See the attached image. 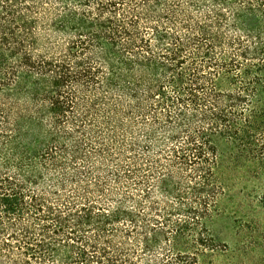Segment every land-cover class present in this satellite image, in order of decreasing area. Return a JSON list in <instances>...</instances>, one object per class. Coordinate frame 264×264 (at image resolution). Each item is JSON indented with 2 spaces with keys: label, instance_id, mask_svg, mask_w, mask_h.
Masks as SVG:
<instances>
[{
  "label": "trees",
  "instance_id": "obj_1",
  "mask_svg": "<svg viewBox=\"0 0 264 264\" xmlns=\"http://www.w3.org/2000/svg\"><path fill=\"white\" fill-rule=\"evenodd\" d=\"M223 146L264 163V0H0V264H196Z\"/></svg>",
  "mask_w": 264,
  "mask_h": 264
},
{
  "label": "rangeland",
  "instance_id": "obj_2",
  "mask_svg": "<svg viewBox=\"0 0 264 264\" xmlns=\"http://www.w3.org/2000/svg\"><path fill=\"white\" fill-rule=\"evenodd\" d=\"M225 153V192L209 223L215 251L196 264H264V163Z\"/></svg>",
  "mask_w": 264,
  "mask_h": 264
}]
</instances>
